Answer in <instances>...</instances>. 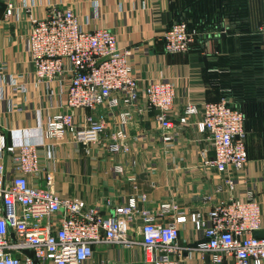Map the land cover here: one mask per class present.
Masks as SVG:
<instances>
[{
  "label": "built area",
  "instance_id": "2783aa9c",
  "mask_svg": "<svg viewBox=\"0 0 264 264\" xmlns=\"http://www.w3.org/2000/svg\"><path fill=\"white\" fill-rule=\"evenodd\" d=\"M248 1L251 27L261 37V0ZM40 4L41 0H21L18 6L7 2L3 16L19 20L25 15L23 53L32 83L48 86L65 82V98L46 118L45 107H39L33 126L8 130L0 126V264H34L24 250L32 251L37 264H95L92 258L97 243L125 247L138 243L141 264H179L175 257L181 250L179 226L186 221L202 232L194 249L202 256L210 255L211 262L264 264V236L253 235L262 228V205L251 191L235 192L236 183L245 182L248 161L243 112L232 107L228 97H221L186 102L173 119L170 111L176 91L172 81L152 78L139 83L130 61L131 48L119 47L113 30L84 28L71 6L50 5L39 15L35 7ZM222 27L226 33L225 20ZM211 32L219 31H200L180 19L165 29L164 49L187 53L197 39ZM6 71L7 62L0 58V100L5 89L17 93L26 84L25 72L5 76ZM140 100L154 109V119L164 131L163 141L172 139L177 124L191 123L206 135L213 152L206 163L221 175L229 193L226 199L211 203V198L204 196L203 206L188 213L176 204L163 203L161 208L173 211L174 217L160 223L149 208L141 206L145 193L140 194V200L129 197L124 206L105 215L83 199L59 195L52 189L54 174L41 150L74 142L87 153L92 145H99L108 153L129 154L127 126ZM9 110H21L20 103L10 99ZM114 170L124 171L121 165ZM104 202L112 206L110 199ZM137 217L140 239L130 233Z\"/></svg>",
  "mask_w": 264,
  "mask_h": 264
},
{
  "label": "crops",
  "instance_id": "0c3cea01",
  "mask_svg": "<svg viewBox=\"0 0 264 264\" xmlns=\"http://www.w3.org/2000/svg\"><path fill=\"white\" fill-rule=\"evenodd\" d=\"M7 2L18 6L21 0H4L0 58L7 62L5 76L23 71L26 84L17 93L5 89V97L0 100V126L5 130L33 126L39 107H45L43 115L46 118L65 98V82L48 86L32 83L30 65L23 53L25 15L22 13L19 20L14 16L5 18L3 12ZM95 2L98 3L96 7ZM54 4L71 6L86 29L102 26L113 30L118 46L131 48L130 61L139 83L152 78L172 81L176 91L170 111L173 119L186 102L201 103L220 97L221 90L206 79L202 56H206L207 65L218 51L225 53L224 39L215 43L217 34L211 32L197 39L187 53H167L164 49L165 29L184 15L182 0H41L35 11L44 14ZM10 99L19 102L21 110L11 112ZM154 112L144 100L137 102L133 120L127 126L131 149L126 155L108 153L99 145H92L87 153L82 145L74 142L42 149L41 154L49 158L46 163L54 174L52 189L59 195L83 199L105 215L113 214L114 207L124 206L129 197L134 195L139 199L140 194L145 193L146 200L140 204L149 208L160 223H168L174 217L173 211L161 208L163 203L176 204L188 213L203 206L204 196H209L211 203L226 199L229 193L221 175L206 163L213 156L206 135L197 132L191 123L177 124L172 139L163 141L164 131L155 121ZM108 125L113 127L114 122L109 120ZM245 144L248 155L243 172L245 182L236 183L235 192L251 191L258 198L262 205V228L259 230L264 233V126L255 124L247 132ZM116 165L123 167V173L114 170ZM106 198L112 206H106ZM138 219L130 231L135 239L141 237ZM201 239L202 232L190 221L179 226L177 242L181 250L175 254L179 264H216L211 262L210 255L202 256L194 249ZM93 250L95 264H141L138 243L130 247L97 243Z\"/></svg>",
  "mask_w": 264,
  "mask_h": 264
},
{
  "label": "trees",
  "instance_id": "16d2710c",
  "mask_svg": "<svg viewBox=\"0 0 264 264\" xmlns=\"http://www.w3.org/2000/svg\"><path fill=\"white\" fill-rule=\"evenodd\" d=\"M189 27L200 31H215L226 20L225 53L204 68L207 81L228 97L232 107L245 116L246 132L256 124L264 126V106L261 96L263 47L261 37L254 32L249 20L248 0H182ZM220 50V49H219Z\"/></svg>",
  "mask_w": 264,
  "mask_h": 264
},
{
  "label": "water",
  "instance_id": "95a60500",
  "mask_svg": "<svg viewBox=\"0 0 264 264\" xmlns=\"http://www.w3.org/2000/svg\"><path fill=\"white\" fill-rule=\"evenodd\" d=\"M261 10L263 13V18H264V0H261ZM178 20H180V18H177L176 21H178ZM263 20L258 21L257 24L260 25ZM223 29L224 28L221 26L220 28H218L216 30V32H218V31L219 32H218L217 36L214 37L215 43L218 42V40L225 38V32L223 31ZM261 44L263 45V52H264V34L261 36ZM202 59H203L204 65L206 66V56L203 55ZM259 101H261L263 103V106H264V57H263V65H262V72H261V96L259 97ZM253 235L257 236V237H261V236H264V233L261 232L260 230H256L253 232ZM23 252L32 259L34 264H37V261L34 258L32 251L24 250Z\"/></svg>",
  "mask_w": 264,
  "mask_h": 264
},
{
  "label": "rangeland",
  "instance_id": "374dc122",
  "mask_svg": "<svg viewBox=\"0 0 264 264\" xmlns=\"http://www.w3.org/2000/svg\"><path fill=\"white\" fill-rule=\"evenodd\" d=\"M4 6V0H0V19H1V15H2V8Z\"/></svg>",
  "mask_w": 264,
  "mask_h": 264
}]
</instances>
